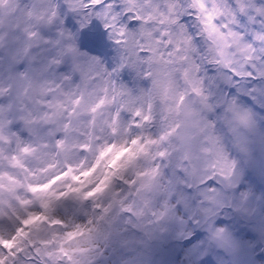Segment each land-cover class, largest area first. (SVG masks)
<instances>
[{"label": "snow or ice", "instance_id": "snow-or-ice-1", "mask_svg": "<svg viewBox=\"0 0 264 264\" xmlns=\"http://www.w3.org/2000/svg\"><path fill=\"white\" fill-rule=\"evenodd\" d=\"M65 4V27L53 36L34 30L22 17L55 25V12L46 15L23 0H0V49L15 44L7 68L0 67V264H100L108 259L105 253L111 245L130 242L119 239L127 231L121 224L143 230L155 223L164 232L162 220L183 223L175 210L190 207L177 191L186 183L177 170L188 173L191 143L180 134L179 124L158 135L150 131L157 98L162 110L179 115L185 108L183 95L169 103L173 81H162L152 71L167 62L165 57L171 58L174 47L179 50L165 27L172 0ZM249 47L240 51L247 53ZM241 69L227 68L234 86L241 80L264 79V70L255 62ZM126 76L133 83L141 76L152 78L153 87H130ZM184 76L187 80L188 73ZM74 80L75 86L66 90L63 82ZM215 80L205 74L189 81L205 106ZM243 122L249 123L246 116ZM173 132L179 147L171 144ZM165 142L168 147H162ZM179 148L184 149L183 163L173 167L169 150ZM166 168L172 169L170 177ZM161 194L165 198L157 215L153 204ZM242 195L246 200L247 193ZM206 199L216 202L215 196ZM149 214L155 221L146 219ZM156 231L146 235L152 239ZM179 235L186 245L195 237L194 232ZM215 235L226 250L240 251L241 244L224 227Z\"/></svg>", "mask_w": 264, "mask_h": 264}, {"label": "clouds", "instance_id": "clouds-1", "mask_svg": "<svg viewBox=\"0 0 264 264\" xmlns=\"http://www.w3.org/2000/svg\"><path fill=\"white\" fill-rule=\"evenodd\" d=\"M33 3L38 12L46 15L55 12V25L37 23L35 18L26 17H22V22L53 36L65 27L64 14L68 11L65 0H23L28 6ZM172 5L165 27L171 31V39L179 50L174 47L171 58L165 57L167 62H160L152 71L162 81H173L169 103L172 97L183 95L185 108L179 115L162 110L164 106L157 98L150 131L158 135L179 124L180 134L191 143L188 173L177 170V175L186 182L179 184L177 191L188 198L190 207L187 211L183 206L175 210L184 217L183 223L178 219L162 220L167 227L164 232L158 231L155 223L143 230L121 224V229L127 228V231L119 239L130 242L125 246L111 245L105 253L108 259L101 260L100 264H125V261L129 264H248L250 258L255 259V264H264V256L258 255L264 252L261 232L264 225V94L251 91L253 88L264 90V79L241 80L234 86L227 73L229 65L242 70L241 65L253 62L264 70V60L257 59L264 57L261 51L264 39L258 38L264 36V0H172ZM136 8L139 10V3ZM8 24L6 19L5 31ZM245 46H250L247 53L240 51ZM14 47L15 44L8 43L0 49V67L7 68L9 50ZM245 55H251L253 60H246ZM205 74L216 78L208 106L192 93L189 83ZM77 82L63 83L67 90ZM125 82L138 89L153 87L152 78L142 76L134 83L126 76ZM252 96L256 99L252 100ZM2 99L7 102L6 98ZM245 116L249 120L247 125L243 122ZM169 139L179 147L175 132ZM162 147H168V142ZM169 151L173 167L183 163V148ZM163 171L166 177L171 176V168ZM209 188L215 192H209ZM244 193H247L246 200ZM206 196H215L216 202H210ZM164 198L161 194L155 199L153 208L157 215ZM146 219L155 221L151 214ZM220 227L241 244L238 253L226 250L216 238V229ZM153 228L157 229L156 235L149 239L146 233ZM181 231L195 233L188 245L179 235Z\"/></svg>", "mask_w": 264, "mask_h": 264}]
</instances>
